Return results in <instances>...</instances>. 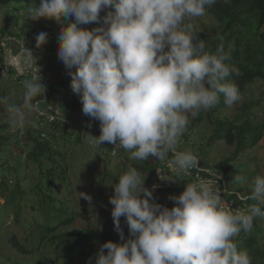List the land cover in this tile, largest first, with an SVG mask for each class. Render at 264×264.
Here are the masks:
<instances>
[{"label":"clouds","instance_id":"obj_1","mask_svg":"<svg viewBox=\"0 0 264 264\" xmlns=\"http://www.w3.org/2000/svg\"><path fill=\"white\" fill-rule=\"evenodd\" d=\"M215 2L40 0L38 7L29 9L32 20L60 24L57 55L69 70L71 90L79 97L82 113L100 122V135H89L94 147L119 144L133 160L141 161H165L171 153L173 175L162 169L157 172L161 180L177 182L175 175L207 172L197 154L178 150L180 138L190 117L212 109L221 97L229 107L241 100L230 79L239 75L231 64L234 44L226 49L221 43L210 51L189 23ZM108 8L114 11L107 12L101 27H78L99 22L100 12ZM47 36H36L37 47ZM24 89L19 105L0 97V103L7 104L12 133L23 131L28 118L41 112L35 99L44 92L39 73L24 82ZM216 176L227 186L222 175ZM234 179L246 181L239 175ZM144 180V173L131 167L112 185L111 217L122 242H104L87 264H252L249 253L238 250L235 237L250 232L257 218L264 219V175L255 176L244 194L227 187L226 195L241 201L239 208L222 198L216 177L185 184L179 195L168 197L174 201L171 208L155 202ZM80 197L92 199L82 192ZM121 217L128 227L127 239Z\"/></svg>","mask_w":264,"mask_h":264},{"label":"rangeland","instance_id":"obj_2","mask_svg":"<svg viewBox=\"0 0 264 264\" xmlns=\"http://www.w3.org/2000/svg\"><path fill=\"white\" fill-rule=\"evenodd\" d=\"M39 3L40 0H0V97L6 98L7 104H21L25 91L24 82L39 73L44 88V98L41 95L35 99L40 101L41 112L30 116L26 126L37 127L45 133L48 129L52 131V127L55 125H60L61 129L72 128L80 131L82 138L80 143L76 144L72 141L65 144L66 141L64 140L66 139H63L62 143L56 146L58 149H65V162L69 165L67 172L74 187L73 191L69 193L63 188H61V191L68 193L67 198L75 202L74 208L76 210H84V212L89 213V217H87L89 224H95L99 219L103 220L105 213L112 210L113 205L109 202L110 197L114 195L112 185L117 183L118 177L131 167L137 168L141 174L144 173V186L152 192V198L155 202L171 208L174 203L168 197L179 195L184 190L185 184L188 183L185 176L182 174L175 175L177 182L161 180L160 178L153 182L149 181L148 167L153 165L154 158L147 161L133 160L131 153L121 148L119 144L114 145L104 142L99 147H94L91 144L89 135L93 137L100 135V122L82 113L79 97L71 90L69 70L65 68L57 55V36L60 24L53 20H32L29 18V9L38 7ZM108 11H114V9L102 10L99 22L81 24L78 27L87 30L101 27L103 17ZM213 21L212 13L205 9L203 16L195 18L189 23L194 29L196 27H208ZM40 32L48 34L47 42L37 47L36 36ZM29 52L32 54L34 63L31 62ZM71 71L75 72V67ZM250 88L248 97L251 95L257 96L264 92V85L259 81H254ZM244 100L241 99L238 102ZM7 104L0 103V125H9ZM234 105L223 107L227 116L232 117L234 115ZM203 111L205 116V110ZM56 114H58L56 121L48 122V120H53ZM191 119L190 117V123ZM213 127V123L211 121L208 123L204 118L200 125L194 126L189 132L188 137L190 140L187 142L180 141L178 147L196 152L199 156L203 152L202 163L216 170V161H219L220 158H227L228 152L234 151L235 148L226 146L221 139H216L209 146L205 139L212 134ZM69 133L73 134V131L71 130ZM1 134L5 135V132L2 131ZM0 140L3 141L1 144L2 150H0V175L7 172V169L3 166L5 161H8L11 165L17 164L18 160L22 161L21 167L17 168V171L12 169L8 172V179L12 183L9 182L10 192L7 196L2 194L0 188V264H14L15 261H17V264H33L26 257L27 255H18L15 252L10 239L15 235L18 241H25L26 247L37 246L40 228L45 225L46 220L37 219V222L32 224L30 237L26 239L24 235L20 234V230L24 229L15 221L17 210L16 204L11 200V193L13 192L14 183L18 180L23 190H29L28 193L32 190V184L37 180L35 178L36 167L29 163L24 156L26 154V151H23L27 143L26 139L17 141V138H13L8 140L0 136ZM108 146L113 147L109 152ZM4 151L10 154L7 155ZM239 155L242 165L233 163V168L224 172L218 169L220 172L217 173L226 179L227 187L230 190L234 189L244 194L250 191L255 176L264 175V144L257 142L245 148ZM162 165L165 166V163ZM159 167L163 168L161 164ZM159 167H157L158 172H160ZM172 170L168 168L164 173L173 175ZM238 175L246 178L245 183L235 181L234 177ZM94 177L99 178L100 181H96ZM167 184L172 187L160 191ZM81 192L90 195L92 197L91 202L80 197ZM23 196L24 198L27 197L26 194ZM27 199H30V207L36 205V198L31 196ZM32 215L33 212H29L28 222L32 219ZM84 225H87L85 221L80 220L73 226H68V228L77 229ZM25 230L30 231V227ZM248 234L254 235L256 240L249 248L244 245L246 236H249ZM31 235L35 238H31ZM235 242L238 245V250H246L249 253L252 257V264H264V250H261L264 248V219L257 218L254 221L253 229L248 233L241 231L235 237ZM42 252L45 256H50L49 253L52 251L46 249ZM71 264H74V260Z\"/></svg>","mask_w":264,"mask_h":264},{"label":"trees","instance_id":"obj_3","mask_svg":"<svg viewBox=\"0 0 264 264\" xmlns=\"http://www.w3.org/2000/svg\"><path fill=\"white\" fill-rule=\"evenodd\" d=\"M206 9L212 13L214 21L208 27H196L194 30L199 33L200 39L205 41L210 51H214L221 43L226 49L230 44H234L231 64L239 70V75L234 74L230 79L238 86L241 99L245 100L235 103V113L229 117L223 110L226 105L223 102V97H221L216 106L210 110H205V116L204 111H201L195 118L191 119L188 129L180 141H189V132L194 126L200 125L204 118L208 123L211 121L214 125L213 132L209 138L205 139V142H208L210 146L216 139H221L226 146L235 148L234 151L228 152L227 158H220L219 161H216V170L202 163L203 152H201V156L197 154L200 159V166L207 170V172H198L199 176L218 178L216 176L219 174L217 172H220L218 169L224 172L233 168V163L242 165L239 154L245 148L257 142L264 144V92L257 96L248 97L254 81H259L264 85V0H216L215 4L210 7L206 6ZM258 114L261 115L258 116ZM55 116L53 120L47 119L48 122H55L58 114ZM8 127L7 124L0 125V136L8 140L13 138H17V141L26 139L27 143L24 146L25 150H23L26 151V154L24 156L29 163L36 167L35 178L37 180L32 184V190L29 188L31 193H28L29 190L22 189L19 180L14 183L11 193V200L16 204L17 210L15 221L24 229L20 230V234L28 239L32 224L37 222L39 218L46 220L45 225L40 228L37 246L28 248L24 240L18 241L15 235L11 237L10 242L15 252L18 255H27L26 257L33 264H71L72 260H74V264H87L89 258L94 257L104 242L121 243L120 234L114 229L111 211L105 213L103 220L99 219L96 221L97 223L89 224L87 220L89 213L84 212V210H76L74 208L75 202L67 198L68 193L73 191L74 187L67 172L69 165L65 162V149H58L57 146L62 143L63 139H66L64 140L66 141L65 144L72 141L76 144L80 143L82 141L80 131L72 128L61 129L60 125H55L52 127V131L48 129L47 133L34 126H25L23 131L12 133L8 131ZM71 130L73 134L69 133ZM2 131L5 132V135L1 134ZM2 143L3 141L0 140V150H2ZM112 149L113 147L110 146L108 152ZM178 150L186 149L178 147ZM4 153L6 152L4 151ZM194 153L196 154V152ZM6 154L9 155L10 153ZM170 159H172L171 153L167 160H155L153 165L148 167L149 181L158 180L157 167L161 164L163 167L161 169L165 171ZM164 163L165 166L162 165ZM21 164V160H18L15 165H11L8 161L4 162L3 166L7 172L0 175V188L3 195L7 196L10 192L9 184L12 183L8 179V172L12 169L17 171ZM196 172V170H192L191 175L185 176L188 183L197 180ZM209 173L213 176H210ZM94 179L99 180L97 177ZM171 187L167 184L160 191H165ZM61 188L68 193L61 191ZM25 194L28 198L31 196L36 198V205L30 207V199L24 198L23 195ZM227 196L234 198L235 195ZM29 212H33V217L28 222ZM80 220L85 221L87 225L77 229L68 228ZM120 223L124 238L127 239L129 231L123 217L120 218ZM29 227L30 231L25 230ZM32 235L31 238H35ZM248 235L244 241L247 248L256 241L254 235ZM46 249L52 251L49 253L50 256H45L42 252ZM14 264H17V261Z\"/></svg>","mask_w":264,"mask_h":264},{"label":"built area","instance_id":"obj_4","mask_svg":"<svg viewBox=\"0 0 264 264\" xmlns=\"http://www.w3.org/2000/svg\"><path fill=\"white\" fill-rule=\"evenodd\" d=\"M171 161V160H170ZM170 161L167 163V169L169 168V169H173V166L170 164ZM160 170H162L160 167H159V171ZM172 172H173V170H172ZM191 173H192V170H191ZM196 175H197V177L198 178H203V179H208V180H214L215 178H208V177H201V176H199V173L198 172H196L195 173ZM197 178V179H198ZM216 183H217V185H218V187L221 189V192H220V195L222 196V198H224L225 199V201L227 202V203H229L230 204V206L232 207V208H239V207H241L242 206V204H241V201L240 200H238V199H236V198H232V197H229V196H227L226 195V192H227V186H226V183H225V181L223 180V179H221V178H216Z\"/></svg>","mask_w":264,"mask_h":264}]
</instances>
